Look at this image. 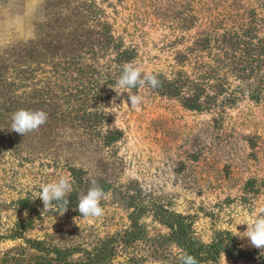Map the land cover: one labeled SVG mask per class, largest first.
Returning <instances> with one entry per match:
<instances>
[{
	"label": "rangeland",
	"instance_id": "rangeland-1",
	"mask_svg": "<svg viewBox=\"0 0 264 264\" xmlns=\"http://www.w3.org/2000/svg\"><path fill=\"white\" fill-rule=\"evenodd\" d=\"M41 4L46 10L37 17ZM73 21L110 33L90 61L95 67L112 66L118 52L129 50L135 53L130 64L142 74L170 78L174 71L191 73L178 57L200 37L248 30L253 22L264 36V0H0V53L34 40L38 23L53 39ZM130 95L143 98L139 108H131ZM92 111L100 123L90 133L66 126L27 158L0 156L1 253H21L28 239L87 246L131 230L139 217L141 241H154L163 253L144 264H177L179 250L152 213L169 211L188 218L199 244L210 246L229 232L237 249L256 260L223 252L217 263L203 264H263L264 248L242 233L264 215V95L259 102L244 97L233 106L192 111L144 87L107 86ZM70 168L84 172L82 194L93 181L104 189L102 217L82 219L78 207L65 211L53 202L45 208L38 198L48 183L71 184ZM16 227L25 232L10 238Z\"/></svg>",
	"mask_w": 264,
	"mask_h": 264
},
{
	"label": "trees",
	"instance_id": "trees-1",
	"mask_svg": "<svg viewBox=\"0 0 264 264\" xmlns=\"http://www.w3.org/2000/svg\"><path fill=\"white\" fill-rule=\"evenodd\" d=\"M45 7L40 5L37 17L44 15ZM43 30L41 23L36 24L34 40L9 46L0 53V156L27 158L66 126L85 133L96 129L100 120L92 109L100 94L116 84L123 67L135 57L134 51L125 50L111 60L112 66L95 67L90 61L98 57L102 46L109 44L108 31L98 33L80 21H73L53 39ZM178 63L190 64L191 73L174 71L170 78L152 74L160 81L159 87H143L149 93L174 98L192 111L233 106L244 97L257 102L263 99L264 36L255 22L248 30L196 39L188 53L178 57ZM21 109L42 110L48 119L38 130L22 136L11 127L12 114ZM69 172L72 188L65 197L69 200L67 209L78 207L85 183L83 171L70 168ZM56 203L65 209L63 202ZM152 213L169 230V240L179 250L177 264H182L180 257L185 253L194 256L199 264L217 263L223 252L235 260L256 262L254 254L237 249L229 232L220 233L215 243L204 246L195 241L187 217L169 211ZM138 220L139 217L131 230L96 237L87 246L59 247L28 239L21 253L0 252V264H144L163 253L154 241H141L144 228ZM24 232L16 227L10 238H19ZM262 259L264 264V256Z\"/></svg>",
	"mask_w": 264,
	"mask_h": 264
},
{
	"label": "clouds",
	"instance_id": "clouds-1",
	"mask_svg": "<svg viewBox=\"0 0 264 264\" xmlns=\"http://www.w3.org/2000/svg\"><path fill=\"white\" fill-rule=\"evenodd\" d=\"M150 86L157 88L160 81L155 75H149L141 72L139 68L133 67L132 64H126L121 72L114 89L121 88L131 91L137 86ZM131 108H139L142 105L143 98L139 95H130ZM48 119L47 113L42 110H25L21 109L12 114V130L24 136L38 130L46 123ZM86 193L78 198V211L82 214V219L100 218L104 215V210L101 207V201L105 198L104 189L98 185L96 181L92 182ZM71 184L61 179L55 183H48L42 187L38 198H40L48 208L53 205V202H63L65 211L69 200L65 199L71 191ZM243 237L248 238L250 244L257 249L264 248V215L257 216L250 225H247V230L242 233ZM182 264H199L198 260L187 253L180 257Z\"/></svg>",
	"mask_w": 264,
	"mask_h": 264
}]
</instances>
